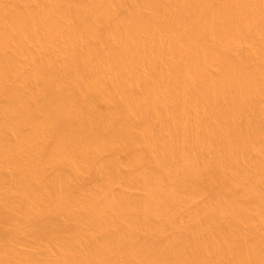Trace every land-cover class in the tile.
Listing matches in <instances>:
<instances>
[{
	"label": "bare ground",
	"instance_id": "1",
	"mask_svg": "<svg viewBox=\"0 0 264 264\" xmlns=\"http://www.w3.org/2000/svg\"><path fill=\"white\" fill-rule=\"evenodd\" d=\"M0 264H264V0H0Z\"/></svg>",
	"mask_w": 264,
	"mask_h": 264
}]
</instances>
